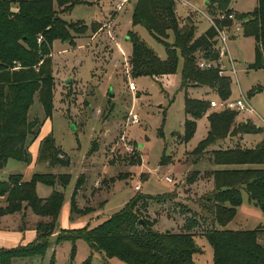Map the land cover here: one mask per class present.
I'll use <instances>...</instances> for the list:
<instances>
[{
  "label": "rangeland",
  "instance_id": "1",
  "mask_svg": "<svg viewBox=\"0 0 264 264\" xmlns=\"http://www.w3.org/2000/svg\"><path fill=\"white\" fill-rule=\"evenodd\" d=\"M175 1L180 27L194 23V35L197 37L211 26L202 12H209L205 0ZM136 2L127 0L118 7L117 1L113 0H81L70 9H63L69 2L63 6L56 5L59 10L63 9L59 12L63 18L84 22L87 30L74 32L76 44L70 43L69 39L54 41L52 110L48 113L36 95L28 112L30 120L37 118L40 121L38 135L29 144L31 161L24 163L10 159L0 170V179H8L11 174L26 177L33 171L56 175L53 168L44 169L48 160L38 156L39 164L36 163L42 141L51 137L70 158V164L56 166V172L70 173L71 180L65 187L57 185L65 200L59 226L43 240L47 244L44 254L16 257L12 264H49L51 261L54 264H127L117 257H107L103 251L92 252L83 237L74 241L61 236L96 228L123 209L138 192L156 197L175 194L170 200L151 202L149 210H145L147 213H143L151 221L157 220L155 229L176 233L187 231L189 219L199 218L200 225L193 230L199 249L194 256L195 264H214L213 247L205 235L206 230L213 227L251 230L264 225L262 210L250 202L245 191L234 219L225 227L214 222L211 212L200 207L199 198L214 187L210 171L215 167L206 159L209 156L213 159L214 155L206 154V160L198 161L195 159L204 153L193 152L208 135L210 124L207 117L197 119L194 135L183 140L185 123L189 118L185 110L186 97L210 101L221 97L207 87H183L185 57L176 46L174 29L169 27L165 34H159L144 22H135ZM231 5L234 12L242 14L252 11L257 0H233ZM101 19L105 24L97 33L92 30L93 22ZM131 32L161 59L168 57V45L176 47L179 59L173 78L161 82L148 74L133 77L129 64L133 45L128 36ZM228 48L224 62L231 94L227 99L235 101L244 96L255 113H237L236 122L251 121L258 128L241 135L237 141L244 148L253 149L264 141V66L255 65L254 36L243 31L232 33L228 38ZM69 79L71 82L67 83ZM132 82L136 84L135 90L131 89ZM112 90L113 97L110 96ZM134 115L139 122L132 123ZM163 158L166 164L161 163ZM197 170L200 171L199 178L191 181L190 177ZM81 174H84L85 181L76 192L81 193L76 200L77 206H87L83 197L86 194L91 198L89 204L93 209L86 208L84 214L74 217L65 214L62 220L64 209L71 208ZM137 184H141L139 191L135 189ZM53 190V186L45 183L36 184L37 194L43 200L48 199ZM0 205H6L5 198L0 199ZM40 221V216L27 205L23 213L2 215L0 247L36 243Z\"/></svg>",
  "mask_w": 264,
  "mask_h": 264
},
{
  "label": "trees",
  "instance_id": "2",
  "mask_svg": "<svg viewBox=\"0 0 264 264\" xmlns=\"http://www.w3.org/2000/svg\"><path fill=\"white\" fill-rule=\"evenodd\" d=\"M78 1L81 0H0V169L10 159L24 163L31 161L29 144L38 135L40 121L37 118L30 120L28 112L36 95H39L48 113L52 110L55 84L53 43L56 39H69L70 43L76 44L74 32L87 30L84 22L68 21L59 13L60 10L72 8ZM232 1L207 0L206 6L220 28L232 24L231 19L218 16L234 11ZM66 3V7L63 6ZM57 4L63 9L59 10ZM175 5V0H137L133 20H146L147 26L159 34H165L166 29L172 27L176 46L185 57L183 87H207L227 99L231 94L228 75L220 74L217 66L202 68L198 65L200 52L206 58H218L217 27L211 24L200 36L195 37L194 23L180 27ZM236 14L242 20V31L255 38V65L264 66V0H257L252 11ZM96 24L93 22L94 27ZM128 36L133 44L129 62L133 77L148 74L161 82L174 77L179 59L176 47L168 45V57L161 59L137 35L131 32ZM185 110L189 118L185 123L183 140L194 135L197 119L208 115L210 129L193 151L197 154L206 153L212 145L228 136L258 130L251 121L237 123V112L234 110L209 112L210 100L186 97ZM211 152L214 163L229 165L228 168L214 170L215 187L200 201L203 209L211 212L214 222L225 227L234 219L244 191L248 193L250 202L259 206L264 214V141L253 149L235 146ZM39 157L48 160L51 166L70 164L68 155L56 146L51 137L42 141ZM161 163L166 164L164 158ZM198 176L197 170L190 180L194 181ZM22 177V174H11L8 179H0V198L6 200L5 206L0 205V217L8 213H23L27 205L41 218L38 236L36 243L0 247V264H12L16 257L44 254L47 244L43 240L58 225L65 200L63 191L57 189V185L65 187L71 180L70 173H35L28 181ZM84 178L82 174L78 179L72 197V212L78 211L76 192L85 181ZM38 182L53 186L54 190L48 199L43 200L38 196ZM174 195L156 197L138 192L123 209L96 228L83 229L76 234L66 233L61 237L74 241L83 237L92 252L103 251L107 257H117L127 264H195L194 256L199 249L193 230L200 225L198 217L189 219L187 231L176 233L155 229L157 220L151 221L149 217L143 216L151 202L170 200ZM205 235L213 247L214 264H264L263 225L251 230L213 227L206 230ZM49 264H54V261Z\"/></svg>",
  "mask_w": 264,
  "mask_h": 264
},
{
  "label": "built area",
  "instance_id": "3",
  "mask_svg": "<svg viewBox=\"0 0 264 264\" xmlns=\"http://www.w3.org/2000/svg\"><path fill=\"white\" fill-rule=\"evenodd\" d=\"M126 0H121L120 2L117 3L118 7H122L123 3ZM202 11V10H201ZM205 16L208 18V20L210 21V23L214 26L217 27L218 30V45H217V50L219 51V56L217 59H209L206 58L204 56H202V53L200 52L198 55V65L202 68H209V67H213V66H217L219 67V72L220 74H224L226 71L225 68V62H224V57L228 55L229 53V48H228V38L229 36H231L232 33H236V32H240L243 29L242 26V20L240 18L237 17L236 12L232 11L231 13H220L218 16L220 18H229L232 21L231 26H224L222 28L218 27L215 21V17L210 14V12L208 11H202ZM39 39H41V37H39ZM131 89L135 90L136 89V84L135 83H131L130 84ZM210 107L213 110H217V111H223V110H234L236 111L238 114H247V115H252L255 113L254 108L251 106V104L249 103V101L242 96V98H239L238 100L232 101L229 99H223L221 98L220 100H215L212 99L210 101ZM138 117L137 115H134V117L132 118V123H137L138 121ZM136 190H141V184H137L135 186Z\"/></svg>",
  "mask_w": 264,
  "mask_h": 264
},
{
  "label": "crops",
  "instance_id": "4",
  "mask_svg": "<svg viewBox=\"0 0 264 264\" xmlns=\"http://www.w3.org/2000/svg\"><path fill=\"white\" fill-rule=\"evenodd\" d=\"M94 1H96V2H99L100 0H94ZM102 1H104V0H102ZM113 1H117V3L118 2H120L121 0H113ZM127 1V0H126ZM187 2H189V0H186ZM205 2L207 3V0H205ZM125 3V2H124ZM123 3V4H124ZM116 6H117V4H116ZM123 6V5H122ZM63 13V12H62ZM104 16H106V15H104ZM101 21H102V19L101 20H95L94 22H97L98 24H96V27H94L93 26V29L92 30H96V32L98 33L99 32V30H101V29H103V27H104V24L105 23H101ZM99 29V30H98ZM94 30V31H95ZM93 31V32H94ZM92 32V33H93ZM93 35H95V32L93 33ZM119 46L121 47L122 45H121V43L119 44ZM125 52V51H124ZM212 110H210L209 112H211ZM204 117H208V115H206V116H204ZM241 135H232V136H228L226 139H224V140H221V141H219V142H217L216 144H215V146H214V148L213 149H211V147L208 149V151L206 152V153H204L203 154V156H199V158H197V159H195V160H198V161H201V160H206L207 159V161H209L215 168L213 169V170H211L210 171V174H211V176H212V178L214 179V176H213V172H214V170H217V169H222V168H224V167H227V166H225V165H218V164H216V163H214V161H213V159H212V157L213 156H209V157H207L206 159H204V156L206 155V154H211L212 152V150H215V149H227V148H232V147H235V146H240V147H245L244 145H241V143H239V141H237L238 140V138L240 137ZM213 154V153H212ZM38 156H39V152L37 153V158H36V163H38ZM39 164V163H38ZM49 167H51V168H53L54 169V172L56 173V174H59V173H57L56 172V166H51L50 164H49V161L47 162V165H45V168L44 169H46V168H49ZM240 167H243V166H240ZM245 167V166H244ZM3 169V168H2ZM2 169H0V170H2ZM43 170H41V172H42ZM199 171V170H198ZM34 173H36V172H32L31 174H29L28 176H24L23 175V180L24 181H28V180H30L31 178H32V176H33V174ZM209 173H207V176L208 175H210ZM82 175V174H81ZM84 175V174H83ZM199 175H200V171H199ZM202 175V174H201ZM198 178H199V176H198ZM174 187V186H173ZM214 187H215V181H214ZM214 187L212 188V190L214 189ZM174 190H176V188L174 189ZM212 190H210L209 192H206L205 194H208V193H210ZM81 194V193H80ZM80 194H76V200L78 199V198H80L81 196H80ZM204 194V195H205ZM203 195V196H204ZM203 196H201L199 199L201 200L202 199V197ZM83 197H85V199H86V202H87V206L85 207V208H82V207H79V206H77V208H78V211H75V212H72L71 211V208H70V210H67L66 208L64 209V212H63V216H62V220H63V217L65 216V214H67L69 217H74L75 215H81V214H84V212L86 211V208H92L93 209V206L91 205V204H89V200L91 199L90 197H88L86 194L85 195H83ZM0 199H2V198H0ZM91 202H92V200H91ZM199 205H200V207L203 209V207H202V205H201V203H199ZM61 216V215H60ZM59 220H60V218H59ZM59 220H58V224H59ZM64 222V221H63ZM59 226V225H58ZM264 226V225H263ZM159 229V228H158ZM160 230V229H159ZM162 231V230H161ZM21 245H25V244H21Z\"/></svg>",
  "mask_w": 264,
  "mask_h": 264
},
{
  "label": "water",
  "instance_id": "5",
  "mask_svg": "<svg viewBox=\"0 0 264 264\" xmlns=\"http://www.w3.org/2000/svg\"><path fill=\"white\" fill-rule=\"evenodd\" d=\"M143 22H144L145 25L147 24V21H146V20H144ZM70 82H71V80L69 79V80L67 81V83H70ZM114 95H115V94H114V91H113V90L110 91V96L113 97Z\"/></svg>",
  "mask_w": 264,
  "mask_h": 264
}]
</instances>
